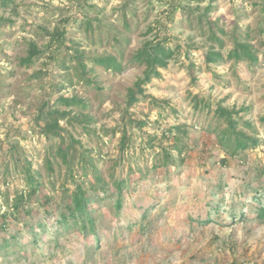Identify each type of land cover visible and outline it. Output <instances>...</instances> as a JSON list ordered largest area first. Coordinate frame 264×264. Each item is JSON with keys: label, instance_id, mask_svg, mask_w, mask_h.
<instances>
[{"label": "rangeland", "instance_id": "obj_1", "mask_svg": "<svg viewBox=\"0 0 264 264\" xmlns=\"http://www.w3.org/2000/svg\"><path fill=\"white\" fill-rule=\"evenodd\" d=\"M0 16L13 20L0 21V205L26 188L29 163L44 183L29 216L38 231L22 222L0 229V264H264V219L257 217V204H264V0H14ZM56 28L63 44L22 65L29 42L45 47ZM165 36L174 50L169 65L148 84L147 96L129 105V89L146 68L136 52ZM235 40L251 43L260 61L230 58ZM211 49L223 58L209 61ZM103 54L117 56L122 69L93 65L91 58ZM80 56L94 67V83L80 78ZM62 94L87 100L72 116L93 121L66 119L61 135H47V110L66 108L55 103ZM195 95L250 108L242 115L253 121L260 144L224 165L225 148L216 143L224 124L196 109ZM170 129L186 146L183 155L167 138ZM61 143L71 146L76 179L86 186L99 171L108 180L131 177L122 211L116 214L110 199L99 211V247L79 230L59 235L47 218L45 197L61 204L64 189L75 186L56 154Z\"/></svg>", "mask_w": 264, "mask_h": 264}, {"label": "trees", "instance_id": "obj_2", "mask_svg": "<svg viewBox=\"0 0 264 264\" xmlns=\"http://www.w3.org/2000/svg\"><path fill=\"white\" fill-rule=\"evenodd\" d=\"M200 2L201 0H197ZM14 0H0V7L7 6L10 3H13ZM6 20L12 23V18H5L0 16V21ZM264 36V28L262 29ZM48 35L51 36L48 44L45 47L38 46L35 42H29L28 46V55L21 59V64L29 67L34 64L37 58L42 57L48 51H54L53 47L59 48L60 45L64 42V32L60 28H56L53 32H48ZM222 45V40L217 38ZM171 39L168 36L163 38L157 37L154 40H149L141 47L135 54L134 58L139 63H145L146 68L144 70V75L140 77L134 84V87L129 89L127 99L128 104L132 105L140 100V97L147 96L146 91L148 84L152 81L153 78L161 77L162 72L161 68L167 67L169 65V59L173 56L174 50L167 45ZM264 42V38H263ZM229 57L234 58L236 61L248 60L250 63H257L260 61V57L257 52L254 50L253 45L246 41L235 40L233 48L229 51ZM207 58L209 61L217 62L223 58V55L219 51L213 49L209 50L207 53ZM93 65H99L104 67L107 70L119 71L122 69V62L115 55H96L91 58ZM264 61V53H263ZM78 66L80 68L81 77L86 79L90 83L95 81L88 77V73L94 71L93 66H88V64L80 58L78 59ZM191 73L194 78H196V69L194 64H191ZM94 81V82H93ZM167 102L166 100H164ZM55 103L65 106V109H60L58 107L52 108L51 105L46 113V124L43 128V132L47 135L50 133L54 135H61L59 131L63 129L60 122L64 120H69L70 122L74 119L82 122H91L93 118L90 115L82 114L80 118V113H75V106L86 107L88 101L81 98L77 94L71 96L68 95H58L55 96ZM46 104L50 102L46 101ZM194 107L201 108L206 110L207 113H213L214 118L217 119L219 125L224 124L223 127H217L216 134V143L225 148L226 154L221 159V162L225 165L229 163L230 157H235L241 152H245L249 148L257 147L261 140L254 133H257L255 125L252 120L246 119L242 112L249 111L250 108L242 106L237 109V107H228L223 105V100H205L201 98L200 95H195L193 98ZM42 108L40 110H42ZM68 108V109H67ZM42 117L39 115V118ZM261 121L264 122V114L261 116ZM146 122H144L145 124ZM249 128L252 130V133L245 130ZM169 133L168 139H172L175 144V148L178 150L180 155L185 153L186 146L181 142L179 135L172 136V130L167 131ZM167 135V134H165ZM125 143V140H123ZM56 154L62 158V162L66 163L69 167L72 180L75 184L74 189L65 188L63 194H66L62 197L61 204L56 203L53 199L46 196L44 199L43 205L46 206V215L48 219H53L54 223L57 225L58 234L63 230L66 231H81L84 236L89 239L93 236V239L97 243V247L101 245L100 241L102 234L100 228L98 227L100 220L99 211L102 209L107 199L114 201V206L116 208V214H119L122 211V205L124 203V193L127 190V186L131 183V177H119L116 179H106L102 173L99 171L94 176V180L89 182V186H86L85 181H78L76 174L74 173L73 163L75 160V154L71 151V146H64L63 143L58 146ZM85 158V157H83ZM172 158L171 152L167 149L164 150V166H168V162ZM182 161L185 158L180 156ZM85 165L87 167V158L84 159ZM54 161L50 160L48 157L46 159V165L48 171L52 175V182L55 183V167ZM32 164L29 163L26 168V188L18 189L13 198L8 197L5 201L6 204L0 205V229L3 231H8L11 223H24L30 231L36 230L37 228L33 224H30L29 216L32 213V204L39 198L40 190L44 188V183L42 179L38 178L37 175H41L39 170L32 169ZM94 165V164H93ZM95 166V165H94ZM96 167V166H95ZM154 167H158V164H155ZM132 171V170H131ZM130 171V172H131ZM86 173V172H84ZM132 175V172L130 173ZM71 191V192H69ZM259 201V200H258ZM53 206L52 208L49 207ZM257 217L259 219H264V204L260 202L257 204ZM4 207V210H1ZM211 218H208L206 222H210ZM104 224V223H103ZM102 224V225H103ZM101 225V226H102ZM34 234H38L35 232ZM35 241H38L36 239ZM3 247L8 248L10 242L7 237L3 238Z\"/></svg>", "mask_w": 264, "mask_h": 264}]
</instances>
